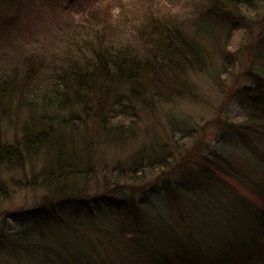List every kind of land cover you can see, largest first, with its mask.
I'll list each match as a JSON object with an SVG mask.
<instances>
[{
  "label": "trees",
  "instance_id": "1",
  "mask_svg": "<svg viewBox=\"0 0 264 264\" xmlns=\"http://www.w3.org/2000/svg\"><path fill=\"white\" fill-rule=\"evenodd\" d=\"M85 2L50 14L62 0H0V205L39 194L31 222L0 225V258L264 264V22L238 35L264 0ZM194 73L235 77L231 143L210 147L203 126L165 110ZM148 127L163 132L144 144Z\"/></svg>",
  "mask_w": 264,
  "mask_h": 264
},
{
  "label": "rangeland",
  "instance_id": "2",
  "mask_svg": "<svg viewBox=\"0 0 264 264\" xmlns=\"http://www.w3.org/2000/svg\"><path fill=\"white\" fill-rule=\"evenodd\" d=\"M85 1L87 0H62V5H65V7L59 4L55 5L50 10V14L55 12H57V14H60L58 10L63 9L76 12L77 10L81 9V6H85ZM131 4L132 3H130L129 5ZM248 14L250 15L249 20H251L252 24L253 20L255 19H257L256 21H258L259 23L256 24L255 22L257 27H254L253 25V27H249L245 31H242L238 34L240 40L239 44L241 45L246 44L247 41L252 39L254 29L259 30V27H263V25H260V23L262 24L264 22V3L260 5L259 11ZM217 60L219 64H221L222 61L224 62V60L226 61V59L223 57L221 59L218 58ZM243 66L244 63L240 66H237L236 69L242 70ZM253 67V69L264 75V65L258 63L256 65L254 64ZM224 77L227 78L226 81L222 84L220 83L219 85L218 83H216V81L212 82L201 74H191V76L189 77V89L192 92L188 96V98L181 99V101L176 105H165V110H171L173 112L177 111L181 115L193 120L196 124H200L201 126H203L204 130H202L200 135L203 137L202 139L204 141V144L206 143V145L210 147L217 145L221 146L225 143L232 142V133L227 130V124L223 123H226L227 121L230 122L232 121V118L237 117L241 113H243L240 104L237 103V101H232V97L230 99V95H228V91L232 89V80H234L235 77L233 78L232 74H225ZM159 111L160 114L163 115L161 113V110ZM145 121L149 123L150 119H146L145 116ZM158 129L149 132L148 127V132L141 136L139 138V141H143L144 144H148L153 142L155 138L159 139L163 130L161 128ZM11 131L12 128L10 126L6 128L7 134H11ZM133 147L134 143L130 145V148L126 147L125 153L129 152V150H131ZM114 160H116V158ZM90 185V188H88L89 190H87V193L89 195L100 194L103 191L101 181ZM242 191L246 195L251 196V192H248L244 188H242ZM38 195L36 194L35 198L33 194L28 193V191L25 189L14 191L11 198L0 205V225L2 226V228L7 232L15 234L18 230L21 229L24 224L31 222V219L33 217H31L28 212L34 206V204L37 203V201L34 202V200L38 199ZM155 196L158 198L160 196V193ZM55 203H57V201ZM170 217L173 216L170 215ZM0 260L5 262L6 264H19L13 258L12 254L9 255L4 253Z\"/></svg>",
  "mask_w": 264,
  "mask_h": 264
}]
</instances>
